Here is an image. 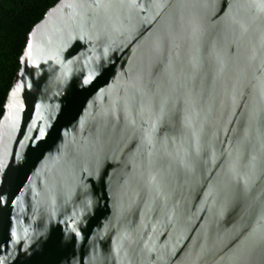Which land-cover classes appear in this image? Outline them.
<instances>
[{"label": "water", "instance_id": "water-1", "mask_svg": "<svg viewBox=\"0 0 264 264\" xmlns=\"http://www.w3.org/2000/svg\"><path fill=\"white\" fill-rule=\"evenodd\" d=\"M0 264H264V0H58L0 116Z\"/></svg>", "mask_w": 264, "mask_h": 264}, {"label": "trees", "instance_id": "trees-1", "mask_svg": "<svg viewBox=\"0 0 264 264\" xmlns=\"http://www.w3.org/2000/svg\"><path fill=\"white\" fill-rule=\"evenodd\" d=\"M58 0H0V116L27 34Z\"/></svg>", "mask_w": 264, "mask_h": 264}]
</instances>
